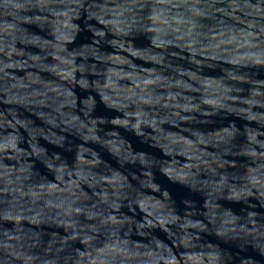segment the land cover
Wrapping results in <instances>:
<instances>
[{
    "label": "water",
    "instance_id": "1",
    "mask_svg": "<svg viewBox=\"0 0 264 264\" xmlns=\"http://www.w3.org/2000/svg\"><path fill=\"white\" fill-rule=\"evenodd\" d=\"M0 264H264V0H0Z\"/></svg>",
    "mask_w": 264,
    "mask_h": 264
}]
</instances>
